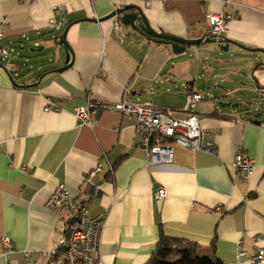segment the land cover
<instances>
[{
  "label": "crops",
  "instance_id": "1",
  "mask_svg": "<svg viewBox=\"0 0 264 264\" xmlns=\"http://www.w3.org/2000/svg\"><path fill=\"white\" fill-rule=\"evenodd\" d=\"M126 4L137 22L143 14L155 30L187 39L208 38L210 14L235 16L220 40L175 53L122 14L104 18ZM2 20L0 45L31 42L16 60L0 57V264H49L45 251L68 214L47 205L60 183L92 217L106 213L104 264H153L161 233L197 242L222 264H264L249 261L264 247V0H0ZM192 90L205 94L195 112L215 150L175 144L170 164H147L135 115L103 111L94 126L75 115L91 94L185 116ZM240 152L254 158L249 177L233 165ZM54 258L66 264L63 250Z\"/></svg>",
  "mask_w": 264,
  "mask_h": 264
},
{
  "label": "built area",
  "instance_id": "2",
  "mask_svg": "<svg viewBox=\"0 0 264 264\" xmlns=\"http://www.w3.org/2000/svg\"><path fill=\"white\" fill-rule=\"evenodd\" d=\"M59 10L56 8V11ZM234 16L225 13L208 15L210 21L208 37L216 40L223 38L228 22ZM4 25L5 20L0 21V40L4 38ZM8 53V50L0 45V57ZM204 99L205 94L202 90L189 91L186 94L185 116H176L171 110L157 106L152 101L105 102L89 94L86 102L75 108V115L80 126L96 125L97 114L103 111L135 115L136 130L140 135L139 146L146 152L147 164H170L175 160V144L193 151L214 152V145L205 140L206 129L201 126L195 112L198 103ZM50 108V105L46 107L47 110ZM233 165L240 174L249 177L253 173L255 161L248 154L240 152L236 154ZM100 169L101 165L98 164L89 176L93 177ZM98 195L99 188L95 186L90 198ZM166 196L167 191L162 187L157 190L155 198L160 202ZM47 205L57 211L64 208L68 210L57 245L45 251V254L52 256L49 264H59L54 257L60 250L65 253L66 264H104L101 255V234L105 226L106 213L92 217L87 202L76 199L64 183L56 186L47 199ZM255 239L259 240L260 236H255ZM2 243L5 249H9L11 239L4 237ZM239 254L246 255V251L241 250ZM249 261L264 263V247L257 248L255 253L249 256Z\"/></svg>",
  "mask_w": 264,
  "mask_h": 264
},
{
  "label": "trees",
  "instance_id": "3",
  "mask_svg": "<svg viewBox=\"0 0 264 264\" xmlns=\"http://www.w3.org/2000/svg\"><path fill=\"white\" fill-rule=\"evenodd\" d=\"M150 38L152 36L148 34ZM178 255L176 260L171 256ZM153 264H222L214 255L201 254L200 245L192 240L167 236L161 233L152 257Z\"/></svg>",
  "mask_w": 264,
  "mask_h": 264
},
{
  "label": "water",
  "instance_id": "4",
  "mask_svg": "<svg viewBox=\"0 0 264 264\" xmlns=\"http://www.w3.org/2000/svg\"><path fill=\"white\" fill-rule=\"evenodd\" d=\"M135 7L136 6L133 4H126L124 6H120L104 18H110L112 16L122 14L121 20L124 24L131 25L132 28H134V29L137 27L142 29L145 33L151 35L155 41L170 43L172 45L173 51L175 53L184 52L186 50L187 46L198 45L199 43H201L203 41H206V42L212 41V39L209 37L208 38L201 37L198 39H187V38L177 37V36L165 33V32L157 31L150 25V23L147 21V19L144 17L143 14H141L142 21L137 22V17H138L137 13L130 11L131 9H133ZM93 20H98V19H93ZM100 20H101V18H100ZM66 33H67V31H65V34L63 37V42L65 45H67ZM228 42H231V41H228ZM32 50H35V49H32ZM69 66L70 65H66L62 68L56 69V71H62ZM37 83L38 82L34 83L33 85L36 86ZM220 105L222 107H229V106L236 107V106H238V104L224 103V102H221Z\"/></svg>",
  "mask_w": 264,
  "mask_h": 264
},
{
  "label": "rangeland",
  "instance_id": "5",
  "mask_svg": "<svg viewBox=\"0 0 264 264\" xmlns=\"http://www.w3.org/2000/svg\"><path fill=\"white\" fill-rule=\"evenodd\" d=\"M29 42H31V40H29V39H20L18 41H14V43L11 46H10L9 43L8 44L7 43H3V46L8 49L10 54L8 56H6V57L2 56L1 60L5 61V60H7L9 58L16 60V59H18V57L22 56L23 54H26L27 53L26 49L29 46L28 45ZM55 45L58 46V44H54V46ZM59 45H62V44H59ZM33 48L38 49L39 46L35 45ZM28 51H29L30 54H33V55H41V53L43 52L42 50H40V51L39 50L31 51L30 47L28 48ZM201 254L206 255V252L204 250H202Z\"/></svg>",
  "mask_w": 264,
  "mask_h": 264
}]
</instances>
